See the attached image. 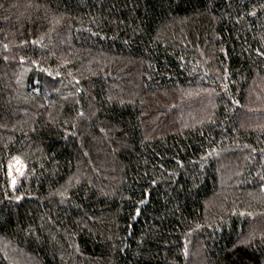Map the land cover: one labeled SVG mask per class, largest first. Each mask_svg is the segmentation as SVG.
Segmentation results:
<instances>
[{
    "label": "trees",
    "instance_id": "obj_1",
    "mask_svg": "<svg viewBox=\"0 0 264 264\" xmlns=\"http://www.w3.org/2000/svg\"><path fill=\"white\" fill-rule=\"evenodd\" d=\"M263 187L264 0H0V264H264Z\"/></svg>",
    "mask_w": 264,
    "mask_h": 264
},
{
    "label": "rangeland",
    "instance_id": "obj_2",
    "mask_svg": "<svg viewBox=\"0 0 264 264\" xmlns=\"http://www.w3.org/2000/svg\"><path fill=\"white\" fill-rule=\"evenodd\" d=\"M24 75H25V73L22 74V76H24ZM10 166H11L12 176H14L16 178V183H15V185H13L11 183V177L9 176L10 185L14 189L19 185L22 177L24 176V173L26 171V163L21 156L16 155V156L12 157L8 162V173H9V167ZM263 190H264V187H263Z\"/></svg>",
    "mask_w": 264,
    "mask_h": 264
},
{
    "label": "snow or ice",
    "instance_id": "obj_3",
    "mask_svg": "<svg viewBox=\"0 0 264 264\" xmlns=\"http://www.w3.org/2000/svg\"><path fill=\"white\" fill-rule=\"evenodd\" d=\"M9 176L11 177V183L13 184V185H15V183H16V178L14 177V176H12V171H11V166L9 167Z\"/></svg>",
    "mask_w": 264,
    "mask_h": 264
}]
</instances>
